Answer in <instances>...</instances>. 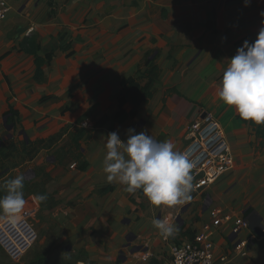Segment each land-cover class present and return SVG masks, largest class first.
Returning a JSON list of instances; mask_svg holds the SVG:
<instances>
[{
  "label": "crops",
  "instance_id": "0c3cea01",
  "mask_svg": "<svg viewBox=\"0 0 264 264\" xmlns=\"http://www.w3.org/2000/svg\"><path fill=\"white\" fill-rule=\"evenodd\" d=\"M8 1L0 21V143L18 130L26 146L41 145L32 162L43 168L47 200L28 193L27 211L42 214L39 240L19 261L0 247V264H166L171 242L191 238L216 211L247 218L241 235L252 239L242 255L232 224L216 227L215 264H264V124L241 119L217 96L228 59L262 26L264 0L247 7L244 0ZM133 77L149 93L122 121L134 109L132 96L120 102ZM205 112L221 123L235 166L190 201L153 206L142 190L107 182L109 132L126 139L130 127L147 130L183 151L187 126ZM171 216L180 231L165 240L152 220ZM147 250L152 256L141 261Z\"/></svg>",
  "mask_w": 264,
  "mask_h": 264
},
{
  "label": "clouds",
  "instance_id": "9594fccd",
  "mask_svg": "<svg viewBox=\"0 0 264 264\" xmlns=\"http://www.w3.org/2000/svg\"><path fill=\"white\" fill-rule=\"evenodd\" d=\"M250 3L251 0H244L245 7ZM260 15L264 17V11ZM226 40V36L221 37V42ZM228 60L219 80L218 98L234 107L241 119L264 124V21L255 40H245ZM106 137L102 169L108 183L123 185L130 194L142 190L153 206L173 207L192 199L196 187L194 163L187 152L176 150L170 140L160 142L147 130L137 133L131 127L126 130V139H121L117 131ZM25 179L19 174L5 181L0 214L11 218L23 212ZM35 200L44 202L47 196L37 194ZM152 225L165 240L174 239L180 231L177 224L158 218L152 220Z\"/></svg>",
  "mask_w": 264,
  "mask_h": 264
},
{
  "label": "built area",
  "instance_id": "2783aa9c",
  "mask_svg": "<svg viewBox=\"0 0 264 264\" xmlns=\"http://www.w3.org/2000/svg\"><path fill=\"white\" fill-rule=\"evenodd\" d=\"M12 7L8 0H0V21L8 18ZM187 152L194 163L195 190L199 193L216 182L225 172L235 166L231 145L219 120L211 113L205 112L201 120L187 126ZM208 199H206V204ZM33 211H27L15 217L0 219V247L12 261L21 260L38 241L39 233L30 221ZM212 222L203 225L191 238L172 241L166 264H215L213 235L215 228L226 223L232 224L234 249L246 255L250 238H244L241 232L249 227V220L233 214L213 212ZM163 220L175 223L177 216ZM264 233V228H263ZM152 256L148 250L141 253V261ZM147 258V259H146Z\"/></svg>",
  "mask_w": 264,
  "mask_h": 264
},
{
  "label": "rangeland",
  "instance_id": "374dc122",
  "mask_svg": "<svg viewBox=\"0 0 264 264\" xmlns=\"http://www.w3.org/2000/svg\"><path fill=\"white\" fill-rule=\"evenodd\" d=\"M13 134L14 135L12 139L8 138L7 141L3 140L0 143V188L4 190L3 186L6 180L14 178L16 175L23 174L26 177L24 182L25 186L23 189L24 197L25 200H27L28 193H30V199L32 201L37 194H42L41 183L36 185H32L30 183L28 184V181L33 180H37L38 182L41 170H43V168L38 169V165L35 162H32L34 158L37 157V155L40 153L42 147L40 144L37 143L36 145L25 146L24 134L20 133L18 130L13 131ZM6 169L8 172L6 174H3L2 172H6ZM35 173H37V178H35ZM30 206L31 204L29 205L28 203H26L22 213L27 212V209H29ZM41 215V212L39 213V211L37 210L35 215H33V217H30V221L34 224L39 233V237L40 231L36 225V217L41 220ZM4 217L5 216L3 214H0V219Z\"/></svg>",
  "mask_w": 264,
  "mask_h": 264
},
{
  "label": "trees",
  "instance_id": "16d2710c",
  "mask_svg": "<svg viewBox=\"0 0 264 264\" xmlns=\"http://www.w3.org/2000/svg\"><path fill=\"white\" fill-rule=\"evenodd\" d=\"M37 64H38V74H40L41 72V59L37 60ZM156 70V67H152V69L150 70V72H148V74L150 75L153 71ZM142 74H145V72H142ZM147 74V72H146ZM140 78L137 77H133L131 79L128 80L123 95L120 99L121 105L124 106V104L126 103L127 99L129 96L133 97L132 104L134 105V109L131 111L130 114L128 113H122L120 119L123 121L125 120L128 116L130 115H134L135 113V107L138 105V103H140L141 101L145 100L148 92V87L147 86H142L139 82ZM247 121V120H245ZM26 146V143L24 144ZM8 172V171H7ZM6 172V173H7ZM3 174H6L5 172H2ZM1 173V174H2ZM2 178V177H1ZM30 184L32 185H36L39 184V182H37V180H33L30 182ZM5 191L3 189L0 188V196L4 195Z\"/></svg>",
  "mask_w": 264,
  "mask_h": 264
}]
</instances>
